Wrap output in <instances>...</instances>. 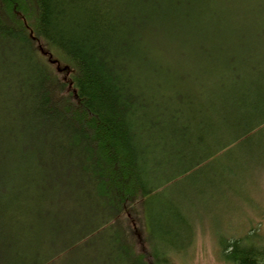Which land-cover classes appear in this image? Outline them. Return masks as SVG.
Masks as SVG:
<instances>
[{"label": "trees", "instance_id": "trees-1", "mask_svg": "<svg viewBox=\"0 0 264 264\" xmlns=\"http://www.w3.org/2000/svg\"><path fill=\"white\" fill-rule=\"evenodd\" d=\"M256 131L264 0H0V264H170L155 196Z\"/></svg>", "mask_w": 264, "mask_h": 264}, {"label": "rangeland", "instance_id": "rangeland-1", "mask_svg": "<svg viewBox=\"0 0 264 264\" xmlns=\"http://www.w3.org/2000/svg\"><path fill=\"white\" fill-rule=\"evenodd\" d=\"M263 135L254 132L250 141L232 145L159 190L152 232L159 249L163 244L170 247V264H227L222 258L227 242L253 231L264 239ZM172 163L178 165L177 160ZM139 210L131 227L141 242L146 229ZM116 230L120 231L112 228L92 242L96 256H105L103 248L112 245L110 236ZM78 261L60 257L56 264Z\"/></svg>", "mask_w": 264, "mask_h": 264}, {"label": "bare ground", "instance_id": "bare-ground-1", "mask_svg": "<svg viewBox=\"0 0 264 264\" xmlns=\"http://www.w3.org/2000/svg\"><path fill=\"white\" fill-rule=\"evenodd\" d=\"M42 50V49H41ZM41 54L43 55V56H45V54H44V52H41ZM212 159V157H210L209 159H207V160H211ZM206 160V161H207ZM140 208V210H139V212L143 215V213H142V209H141V207H139ZM239 239V238H238ZM233 240H235V239H232L231 241H233ZM231 241H229L228 243H230ZM56 249H57V246H56ZM170 252H171V249L168 251V256H173V255H171L170 254ZM172 253V252H171Z\"/></svg>", "mask_w": 264, "mask_h": 264}]
</instances>
